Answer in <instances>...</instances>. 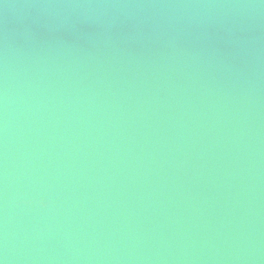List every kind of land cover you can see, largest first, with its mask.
Returning <instances> with one entry per match:
<instances>
[{"label":"bare ground","instance_id":"obj_1","mask_svg":"<svg viewBox=\"0 0 264 264\" xmlns=\"http://www.w3.org/2000/svg\"><path fill=\"white\" fill-rule=\"evenodd\" d=\"M134 108L197 135L144 153ZM72 197L112 209L90 253L134 210L156 264H264V0H0V264H77L51 243Z\"/></svg>","mask_w":264,"mask_h":264},{"label":"water","instance_id":"obj_2","mask_svg":"<svg viewBox=\"0 0 264 264\" xmlns=\"http://www.w3.org/2000/svg\"><path fill=\"white\" fill-rule=\"evenodd\" d=\"M193 36H197L196 34L191 35V37ZM208 41V43L210 42H215V39L212 38L207 35V39H204L203 41H201V43L199 44H207L206 42ZM197 43H198V39H197ZM210 46V45H208ZM124 56H125V52ZM209 54V51H207V55ZM214 54H216V51H214L213 53H211L209 56H213ZM218 58H210L211 62H215ZM144 67H142L140 70H138L137 72L139 73V75H143L145 73V70H143ZM111 70V68H110ZM140 76H138L137 74H132V75H128L125 79H132V78H138ZM108 78V77H107ZM106 78V79H107ZM106 79H101L98 78L96 79L99 82H103L106 83ZM27 93V91L25 92ZM24 93V94H25ZM10 103L13 101L11 98H9ZM8 103V104H10ZM147 110V109H145ZM140 112L142 114H144L141 110L140 111H136V108H134V110L132 112H130V115L132 117V120L136 119L137 116H139ZM184 114V113H183ZM183 114L180 116H176L173 117L171 119H165L163 121V123L161 125L158 126V123L160 120L163 119V117L157 113L156 114V119H155V111L152 113L151 116H149V118L144 114L145 116V120H146V124H143V127L145 128L146 131L141 132L139 138H136L138 141L136 142V144L134 146H138L141 151H144V153H147V149L143 144L144 142H148L149 144L147 145V147L150 148H154L155 141L159 138L156 134V131H158L161 127H165L168 131L170 132H178L177 136H178V141H181V139L189 138L192 137L193 135H197L196 132L194 131H190L188 130V128H177L176 129V123H180V120H182L183 118ZM205 119L201 120L199 123H203ZM158 126V127H157ZM115 127V126H114ZM176 129V130H175ZM103 135L107 136H111V138L113 139V141H118L116 137H112V131H110V129L107 127L106 124L102 125V130ZM111 132V135L109 134ZM134 133V132H133ZM135 137H138L136 135V133L133 134ZM171 141L174 140H166V142L170 143ZM4 147V146H2ZM165 148L164 146H161L160 149ZM6 149V146H5ZM115 149V148H113ZM198 150L193 151L194 153L198 154ZM134 154L136 153V151H132ZM149 153V152H148ZM11 154V149L9 151L8 157ZM109 158H106V160H108ZM102 161L103 163L105 161V156L100 157V161H98V163L100 164V166L102 165ZM115 163V162H114ZM114 166L117 165L116 167H113L116 169V172L119 171H123L124 169H126L124 167V165L121 164H113ZM188 166L190 164H187ZM107 167V166H106ZM134 174L132 173L131 175V179L130 181L133 179ZM107 179V178H104ZM104 179L102 180V182L104 181ZM129 181V182H130ZM111 182L109 181H105L103 183H101V187H102V195L104 196L105 193H107V197L112 198L113 197V191L114 188L112 187H105L103 185L107 184ZM73 189L71 187L72 192L74 193L75 191H80L81 189H79V184H72ZM98 187L100 186H96V190H98ZM105 187V190H104ZM95 188V186L93 187V189ZM108 189V190H106ZM68 191V190H67ZM108 191V192H107ZM112 192V193H111ZM67 194V192H66ZM65 194V196H66ZM68 197V196H66ZM74 201L72 202H65V203H60L61 206L63 205H67V210H68V216L62 217L63 218V223L64 225H62L60 227V229L54 233L53 239L51 241L52 244H54V251L56 252H60L63 253L66 250H69V245L71 244L72 240L71 237L72 235L75 237V246H71L70 250H74V258L73 260L75 262H78L77 264H81V261L83 260V262L85 264H137V263H147L149 264V262L151 263L152 260L157 259L156 257H151L152 256V248L146 250V246L144 247L143 243L145 242V234L146 233L144 230H141L142 225H143V221L141 220L138 212H134V210H131L130 213L128 214V216L126 217L127 214H123L122 212H118V210H114V214L115 216L118 213V216L122 215V218H117L119 219V223H123V227L119 228L118 233H115L114 237H112L111 239H109L108 241H106L105 243H103L102 245H100L97 249V253L99 252L100 249L104 248L106 249V252L104 253L103 256H100L99 258H97V253L95 252H91L92 249H96V242L95 243H90V241L88 240V235L89 233H92L94 235V232L97 229H101L103 232V236L106 235L109 231L108 228V224L110 223V217L109 214L112 211L111 206H109L107 203L104 204V206L106 207H94L90 204H88V200L87 201H81L78 199V197H72ZM69 200V197H68ZM120 202L121 201H125L126 197H120L119 198ZM59 202H63V201H59ZM75 202V203H74ZM75 204V205H73ZM119 204V203H118ZM49 206V205H47ZM124 208H126V210L129 209V207L127 205L124 206ZM151 208H157L156 204H153L151 206ZM117 219H115V223H117ZM143 219V218H142ZM72 222L73 226H78L79 228L83 229V230H87V233H85L82 230H75L73 227L69 229H67V227L65 226H70ZM42 225V223H41ZM43 226V225H42ZM105 226V227H104ZM169 229V225L167 226ZM2 228L5 229V225H2ZM66 229V230H65ZM166 229V228H165ZM165 229H163L165 231ZM53 230L51 227L48 228V235H47V231H45V237L47 238L48 236L50 237L53 234ZM157 231V230H155ZM74 232V233H73ZM144 232V233H143ZM36 237H30L29 241L26 243V246H28V248L31 247L32 242H35L36 245ZM103 240V239H102ZM102 240L99 242V244L102 243ZM76 243H79L78 245H76ZM126 244H130V249H128L126 247ZM102 246V247H101ZM27 253L23 252V255H33V256H37V258L34 260V262H36V264H40V256L43 257L44 253H45V245L41 246V248L39 250H27ZM128 253V254H125ZM40 254V256H39ZM73 255V254H72ZM39 256V257H38ZM147 256H150L147 258ZM69 257H72L71 255H67L66 261L69 260ZM116 259H115V258ZM145 258L147 259V261L145 260ZM58 259H61L60 256H58ZM65 261V262H66ZM152 264H156L155 261H152ZM54 264H65L62 263L61 260H58V262H54Z\"/></svg>","mask_w":264,"mask_h":264}]
</instances>
